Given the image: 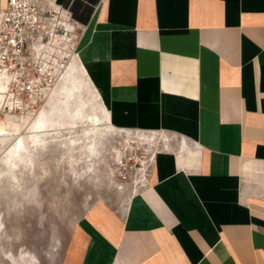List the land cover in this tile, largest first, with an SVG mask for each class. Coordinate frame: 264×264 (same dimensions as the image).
<instances>
[{
	"label": "crops",
	"instance_id": "crops-1",
	"mask_svg": "<svg viewBox=\"0 0 264 264\" xmlns=\"http://www.w3.org/2000/svg\"><path fill=\"white\" fill-rule=\"evenodd\" d=\"M81 1L75 59L110 121L166 144L58 264H264V0Z\"/></svg>",
	"mask_w": 264,
	"mask_h": 264
},
{
	"label": "rangeland",
	"instance_id": "rangeland-1",
	"mask_svg": "<svg viewBox=\"0 0 264 264\" xmlns=\"http://www.w3.org/2000/svg\"><path fill=\"white\" fill-rule=\"evenodd\" d=\"M72 1L64 4L71 9ZM66 63L48 98L33 110L12 111L0 95V122L9 116L21 124L0 136V264H58L73 228L90 211H126L166 144L165 134L113 125L95 81L79 84ZM70 87L76 90L67 98ZM45 107L57 118L53 134L27 126ZM89 113L97 121L81 118Z\"/></svg>",
	"mask_w": 264,
	"mask_h": 264
},
{
	"label": "built area",
	"instance_id": "built-area-1",
	"mask_svg": "<svg viewBox=\"0 0 264 264\" xmlns=\"http://www.w3.org/2000/svg\"><path fill=\"white\" fill-rule=\"evenodd\" d=\"M81 33L70 5L57 0L0 4V79L5 101L12 103L6 107L33 110L46 100Z\"/></svg>",
	"mask_w": 264,
	"mask_h": 264
},
{
	"label": "bare ground",
	"instance_id": "bare-ground-1",
	"mask_svg": "<svg viewBox=\"0 0 264 264\" xmlns=\"http://www.w3.org/2000/svg\"><path fill=\"white\" fill-rule=\"evenodd\" d=\"M78 54V51H74L71 53H68V59H67V63L64 66V68L67 66V64L72 60V62L67 66L71 69H74L77 72L76 75V79L79 82V84L81 82H83L84 86L86 85V83H84L86 80L89 82L88 78L86 77V75L84 74L85 71L83 68H81V66L78 64V62L76 61L75 57H77L76 55ZM55 58V57H54ZM57 59V58H55ZM77 63V65L75 64ZM67 70V69H65ZM61 75V73L63 72V70L59 71ZM62 78V77H61ZM63 79V78H62ZM87 82V83H88ZM73 84V83H72ZM82 84V86H83ZM77 85V84H76ZM89 87V86H87ZM74 88V87H73ZM83 88V87H82ZM84 89V88H83ZM67 90V89H64ZM73 90H76L75 88ZM72 88H68L67 90V98H70L73 92ZM80 90V89H79ZM78 90V91H79ZM94 90V89H93ZM81 91V90H80ZM0 95H4V83L2 82V80L0 79ZM89 96V95H88ZM1 98V96H0ZM78 101V100H77ZM81 102V101H80ZM92 103V102H91ZM7 104V103H6ZM67 104V103H66ZM48 106V105H47ZM84 106V103H83ZM79 110V109H78ZM82 110V109H81ZM81 112V111H80ZM71 111L68 112L67 115H71ZM84 114V113H81ZM56 115L52 112L51 109L45 107L44 109H42L40 112H38L35 116H33L32 119L28 120L27 122V126L30 128V125L37 126V128L39 127V129L41 128L40 131H44L47 134H53L54 131H56V127H55V122L57 120V118L55 117ZM75 116V115H73ZM78 117V114H77ZM12 118V117H11ZM9 116L7 117L6 120H3V122H0V136H6V135H11L12 132L18 131L20 129V122L19 120H15V119H11ZM73 118V117H71ZM81 118H85L87 121H94L98 119L97 114L93 113V114H87V116H82ZM69 125V123H68ZM72 125V124H71ZM32 128V127H31ZM66 130V129H65ZM36 131V130H35ZM39 131V130H38ZM34 132V131H33ZM30 133V132H29ZM42 133V132H41ZM33 134V133H32ZM41 135V134H40ZM37 136V135H35ZM39 136V135H38ZM37 138V137H36ZM39 138V137H38ZM33 140V139H32ZM40 141V140H39ZM21 143V142H19ZM17 144V143H16ZM44 143H42L43 145ZM15 146V145H14ZM16 146H19L18 144ZM21 146V145H20ZM41 146V145H40Z\"/></svg>",
	"mask_w": 264,
	"mask_h": 264
},
{
	"label": "trees",
	"instance_id": "trees-1",
	"mask_svg": "<svg viewBox=\"0 0 264 264\" xmlns=\"http://www.w3.org/2000/svg\"><path fill=\"white\" fill-rule=\"evenodd\" d=\"M67 2H65V3H67ZM81 2H82L81 0H73L72 1L71 11H72L74 18H80L78 12H81V10H80ZM93 2H95V0H91V3H93Z\"/></svg>",
	"mask_w": 264,
	"mask_h": 264
}]
</instances>
